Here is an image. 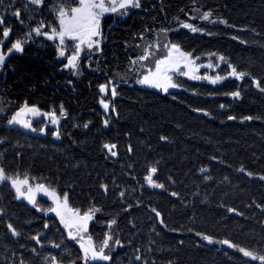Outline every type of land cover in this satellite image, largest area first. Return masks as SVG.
<instances>
[{
	"label": "trees",
	"instance_id": "1",
	"mask_svg": "<svg viewBox=\"0 0 264 264\" xmlns=\"http://www.w3.org/2000/svg\"><path fill=\"white\" fill-rule=\"evenodd\" d=\"M8 2L5 8L0 0V41L5 29L56 26L51 0L33 6L32 19L23 3ZM139 3L103 20L102 49L80 74L63 70L48 41L6 57L0 169L55 190L61 200L66 194L81 215L99 210L80 235L97 247L111 237L110 259L89 264H264L237 250L264 255V0ZM164 43L200 66L218 67L219 82L181 78L169 92L138 86L137 62L148 53L145 64L153 67L164 55L153 48ZM233 69L245 75L237 79ZM23 106L56 116L63 110L59 138L52 129L40 135L12 127ZM106 144L115 145V155ZM150 174L162 187L149 185ZM35 195L34 206L0 182V264H85L80 237L71 240L48 211L52 200Z\"/></svg>",
	"mask_w": 264,
	"mask_h": 264
},
{
	"label": "snow or ice",
	"instance_id": "2",
	"mask_svg": "<svg viewBox=\"0 0 264 264\" xmlns=\"http://www.w3.org/2000/svg\"><path fill=\"white\" fill-rule=\"evenodd\" d=\"M33 4L40 5L42 0H31ZM117 7L120 9L126 8H139L140 3L139 0H119L117 4V0H109V3L106 4L105 0H79V6L73 7L69 10L65 8H60L58 11V21H59V28H53L50 35L47 36L48 39L58 38L59 43L61 46L60 55L64 56V51L62 50V46L65 44V40H73L77 41L75 44V54L68 58V64L72 68L77 67V59L80 54V50L82 46H87L89 49L95 45L99 48L100 41L98 39H93L94 37L100 36V22L101 16L105 13L112 11L115 12ZM19 16V13H16ZM210 13H206L203 16V19L207 20ZM223 23V21H221ZM2 23V21H0ZM183 27L190 28L191 31L195 32L197 29L192 27L191 25L184 24ZM37 35L41 34L40 29H35ZM3 35L7 37L9 32L7 29L4 30ZM13 49L17 52L21 51V43L16 42L12 45ZM173 53L178 54L180 58H183L185 63V67H189L192 63L188 59V55L181 52L179 47L173 45L168 50V56L165 59H160L156 61L155 71H149L147 75H144L138 83L147 85L149 87L154 88H162L165 92L169 88H175L178 85L173 83L172 77L168 74L172 71H177L180 67V59H176L173 56ZM147 56L141 57V59H146ZM223 60V57H220ZM4 57L0 55V63H3ZM135 63V61L133 62ZM211 67V65H208ZM181 75H189V73L181 72ZM231 75L235 76L237 79H240L245 75V73H237L235 69H233ZM190 79H201V77H197L194 75H189ZM203 79H209L208 77H203ZM220 77H217L215 80H211V83H216ZM100 91L103 93L105 92V86H101ZM112 95L115 96L116 92L115 89L112 90ZM235 98H239V93L232 94ZM105 110L108 109L109 105L105 103L103 100L101 101ZM32 113L34 115H40L36 108H29L27 106L21 108L12 118L9 120V124H22L23 127L28 128L30 125L27 121L22 120L21 117L25 113ZM61 114H63V110H61ZM231 119V117H230ZM53 123H56L55 118L53 117ZM35 130V129H33ZM57 138H59L57 136ZM163 139V137H162ZM112 155H115V152H112V149L115 148V145H105ZM156 172L155 168L150 169V173L154 174ZM148 175L146 177L147 182L152 187H162L159 184H156L152 180V175ZM264 179V177H262ZM9 181L13 189H15L17 199L24 198L30 204L36 205V193L43 192L46 196H48L55 207L48 209V211L55 212V214L60 218L61 223L65 226L66 229L69 230V238L76 239L77 236H80V248L83 251V259L85 264H89V261H108L110 259L109 255L105 253V249L109 248V240L111 237H107L101 246L97 247L93 242L91 237H88L87 240L84 239L82 232H87L88 229V221L92 219V215L94 212L99 211L98 209L90 210L83 215L80 212L74 211L68 206V199L67 195L65 194L63 200L57 195L55 190L49 189L45 187L43 184H38L35 187H32L29 184L28 178L25 176L21 179L19 176L15 178L6 176L3 169H0V182ZM26 189V191H25ZM39 211L40 209L37 208ZM231 211V210H230ZM159 216V213H157ZM112 223H115L113 221ZM111 227V225H109ZM73 229L75 231H73ZM9 231L12 232V235H18V233L9 225ZM203 239L207 240L209 243H212V240L204 236ZM119 244V241H116ZM220 243L227 244L228 247L233 248L236 247L235 245L229 243L228 241H221ZM245 257H250L252 260H260L264 262V255H256L251 251L245 250L244 248H238ZM136 259H140L139 256ZM53 262L55 264V258H53Z\"/></svg>",
	"mask_w": 264,
	"mask_h": 264
},
{
	"label": "rangeland",
	"instance_id": "3",
	"mask_svg": "<svg viewBox=\"0 0 264 264\" xmlns=\"http://www.w3.org/2000/svg\"><path fill=\"white\" fill-rule=\"evenodd\" d=\"M17 1L23 3V9L26 13L28 18L32 19V12L33 13H38L36 8H41L43 6V3L45 0H42L40 5H36L33 4L31 2V0H13L14 3H18ZM105 3L108 4L109 0H105ZM119 3V0H117V4ZM2 4L4 5L5 8H10V4L8 2V0H2ZM51 6H49L50 9V14L52 15V17L54 18V21L56 22V26L52 25L51 21L49 22H44L42 24H38L37 27L32 28L31 30H28L27 32H23L21 33L20 31L16 30L14 31H10L9 35L7 37H5L4 35L2 36V39L0 41V55H3L4 57V61L3 63H0V72L2 70V67L5 64L6 61V57L10 54H20L25 46L27 45H35V46H40V44H43V41H48L55 49L56 51V55H57V60L60 62H64V66H63V70L66 72H71V74L76 75V74H80L81 72V67H82V63H86L87 66L89 67V65L92 63L93 61V57L98 54L103 46V33H102V23L103 20L106 17H111L114 15H119L122 13L127 12V10L131 9V8H126V9H120L117 7V10L115 12L109 11L107 13H105L103 16H101V22H100V36L98 37H94L93 39H98L100 41L99 43V48H97L95 45H93V47L91 49H89L87 46H82L81 50H80V54L78 56L77 59V67L74 69L72 67L69 66L68 64V58H70L72 55L75 54V44L77 43V41H73V40H65V44L62 46V50L64 51V56L60 55V50H61V46L59 43V39L58 38H54V39H48L47 36L51 34L52 29L59 28V21H58V11L60 8H65L66 10H69L73 7H78L79 6V0H51L50 2ZM32 6V7H29ZM36 7V8H33ZM11 12V11H10ZM15 15L16 14H12ZM7 16V15H6ZM39 28L40 29V33L39 35H37L35 29ZM16 42H20L21 43V51L17 52L15 49H13L12 45ZM6 46L7 48V53L5 54L4 52V47ZM173 45H167L164 43V45L160 48V46H158L156 44L155 48H153V50H157L159 49L160 53H163V57L161 59H165L168 56V50L172 47ZM155 54L157 55L158 53L155 52ZM146 56L148 57L149 54L147 53ZM174 58L176 59H180V67L177 71H172L169 72L168 74L172 77V81L173 83L178 85V81L181 78H189V75H194L197 77H201V79H192V80H202V81H206L210 84H214L211 83V80H215L217 77H220V73L218 71V67L217 68H212V67H208L209 64H206L204 66H200L198 64L195 63V61L193 59H191L188 56V59L190 61H192V63L189 65V67H185V63L186 61L183 60V58H180L178 56V54L173 53ZM147 59V58H146ZM146 59H140L137 62V74L140 75V79L141 80L143 78L144 75H147L149 71H155V67H156V61H155V65L153 67H149L148 65L145 64V60ZM160 60V59H159ZM87 67V68H88ZM89 70V69H88ZM181 72H185V73H189V75H181L179 73ZM203 77H208L209 79H203ZM220 80V79H219ZM218 80V82H219ZM217 83V82H216ZM138 86L140 87H147V85H143L138 83ZM149 87V86H148ZM178 87V86H177ZM177 87L175 88H169L167 91H173L176 90ZM154 87H151L150 89H152ZM148 89V88H146ZM157 89H161L162 88H157ZM113 90V89H112ZM112 90H111V96L114 98L115 96L112 95ZM164 91V90H163ZM106 94V93H105ZM105 103L109 104V102ZM25 107V106H23ZM22 107V108H23ZM29 107V106H27ZM32 108V107H29ZM39 112V111H38ZM40 115H34L32 113H25L22 115L21 119L25 120L29 123V127L25 128L23 127L22 124H10L12 127H16L17 129L25 132V133H29V134H40V135H45L47 132H49L48 130L52 129L51 131V135L57 139L58 136V125H59V119L65 117V113L63 112V114H59V115H55L54 111L52 110L50 113L47 114H41V112H39ZM53 117L56 120V123H53ZM35 129V130H33ZM64 226V225H63ZM65 227V226H64ZM67 231H69L67 229ZM73 231H75L73 229ZM83 233V232H82ZM80 237V236H79ZM84 238H86V236L84 235ZM73 240V239H71ZM99 247V246H98ZM49 259V257H48Z\"/></svg>",
	"mask_w": 264,
	"mask_h": 264
},
{
	"label": "flooded vegetation",
	"instance_id": "4",
	"mask_svg": "<svg viewBox=\"0 0 264 264\" xmlns=\"http://www.w3.org/2000/svg\"><path fill=\"white\" fill-rule=\"evenodd\" d=\"M10 31H13V30L10 29Z\"/></svg>",
	"mask_w": 264,
	"mask_h": 264
}]
</instances>
